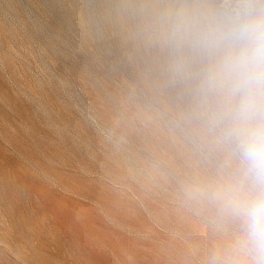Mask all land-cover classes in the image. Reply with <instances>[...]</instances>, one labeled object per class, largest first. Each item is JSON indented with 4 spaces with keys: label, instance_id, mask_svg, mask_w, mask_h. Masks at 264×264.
I'll list each match as a JSON object with an SVG mask.
<instances>
[{
    "label": "rangeland",
    "instance_id": "1",
    "mask_svg": "<svg viewBox=\"0 0 264 264\" xmlns=\"http://www.w3.org/2000/svg\"><path fill=\"white\" fill-rule=\"evenodd\" d=\"M89 7L0 0V264H210L226 225L188 190L225 156L183 54L154 78L159 53L105 48Z\"/></svg>",
    "mask_w": 264,
    "mask_h": 264
},
{
    "label": "clouds",
    "instance_id": "2",
    "mask_svg": "<svg viewBox=\"0 0 264 264\" xmlns=\"http://www.w3.org/2000/svg\"><path fill=\"white\" fill-rule=\"evenodd\" d=\"M163 40L199 62L194 100L225 156L213 177L188 190L226 225L210 264H264V0L184 3ZM174 71L191 76L188 58Z\"/></svg>",
    "mask_w": 264,
    "mask_h": 264
},
{
    "label": "bare ground",
    "instance_id": "3",
    "mask_svg": "<svg viewBox=\"0 0 264 264\" xmlns=\"http://www.w3.org/2000/svg\"><path fill=\"white\" fill-rule=\"evenodd\" d=\"M88 1L90 2L89 16L98 18V28L101 29L100 33L104 38L105 48H115L118 52H122L127 48H154L151 52H158L159 54L152 56L156 60L152 64L155 69L153 76L154 78L161 77L162 73L159 72L158 61H164V64H166L169 54L175 50L163 40L164 33L167 30V26L164 27L163 24L169 21L171 14L176 12L182 4H192V2H182L181 0ZM135 16L138 17L137 20L134 18ZM147 32H152V37L141 40V35ZM159 48H163V52ZM183 55L189 60L191 78L193 79L198 68L190 54L183 53ZM169 66L172 71L173 66L170 64ZM168 75L170 74L168 73ZM193 82H195L194 79Z\"/></svg>",
    "mask_w": 264,
    "mask_h": 264
}]
</instances>
